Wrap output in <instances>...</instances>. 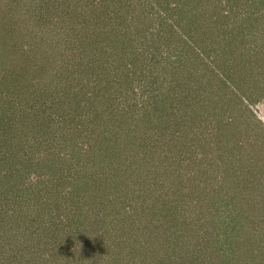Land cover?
I'll return each instance as SVG.
<instances>
[{
	"label": "rangeland",
	"instance_id": "rangeland-1",
	"mask_svg": "<svg viewBox=\"0 0 264 264\" xmlns=\"http://www.w3.org/2000/svg\"><path fill=\"white\" fill-rule=\"evenodd\" d=\"M210 1L0 0V172L12 173L16 186L8 189L0 177V190L11 191L10 197L0 191V264H186L189 257L197 264H264V174L247 172L254 157L264 160L263 134L242 141L235 152L244 158V168L230 167L228 153L217 160L223 153L206 154L207 145L199 149L191 142L197 151L190 145L186 154L198 152L207 160L194 166L198 187L191 193L175 185L182 201L169 193L170 182L160 187L169 164L157 167L136 145L115 144L120 140L115 114L166 90L179 114L183 104L199 98L229 109L214 100L236 95L264 129V16L225 21L221 16L235 3L214 0L210 8ZM136 32L147 35L145 44L134 45L135 57L146 58L143 73L134 68V54H120L125 44L127 52L133 50L127 37ZM195 56L200 62L193 69ZM221 65L235 82L220 81L226 79ZM116 70L127 83L122 91L102 75L111 78ZM141 74L144 84L131 83ZM202 104L195 111L197 123L203 111L210 113ZM231 111L227 115L248 112ZM20 160L30 174L24 185L32 183L36 191L52 179L47 206L24 203L29 196L18 188ZM40 180L44 183L37 186ZM157 187L162 193L157 199L165 204L162 218L145 209L144 218L136 212L132 221L138 195ZM200 188L204 192L197 195ZM31 218L35 236H26L27 230L24 237L21 224Z\"/></svg>",
	"mask_w": 264,
	"mask_h": 264
},
{
	"label": "trees",
	"instance_id": "trees-1",
	"mask_svg": "<svg viewBox=\"0 0 264 264\" xmlns=\"http://www.w3.org/2000/svg\"><path fill=\"white\" fill-rule=\"evenodd\" d=\"M227 2L228 4L235 3L233 5V7L235 8H233L231 12L229 11L227 15L223 14V16H221V18L223 20L225 19V21L230 20V19L234 20V18L238 17L239 15L241 16L245 15L242 18L243 21L246 20L244 18H247V20L249 21L259 20L260 18L264 16V0H227ZM248 2H250L251 5ZM213 4L216 5L217 3L214 0L210 1V8L211 6L213 7ZM257 5L259 6L258 8H257ZM245 6L247 7V9L244 8ZM242 8H244V10L248 12L244 14L240 12ZM250 9H252V11H250ZM210 11L211 10H209V12ZM199 18L205 19V16L203 15V13H199ZM99 20H101V24L104 23V21L102 20V16L99 17ZM252 27L256 28L255 25H253ZM230 30L232 31V33L236 35V37L239 36L238 34H236L237 33L236 27L233 26V28ZM244 31H245V28H244ZM240 33H242V31L239 32V34ZM118 38L119 36L117 35V33L115 35V38L114 37L112 38L114 42L116 41L117 47L119 43ZM145 38H147V35L145 33L143 34L142 33L140 34V32L131 33V35L127 37V42L130 45L129 47L130 50L131 48H133V50L127 52V50L125 49L127 48V45L125 44V46L123 47L124 53H121L120 51V54H123L125 57H126V54L128 56H130V54H134V59H133L135 61L134 68H136V70H138L139 68L141 70V73H143L142 72L143 66H146L147 62H145L146 61L145 56H142V59L140 57L139 58L135 57L138 49L134 45L136 43L137 46L138 45L142 46L143 44H145V41H146ZM116 54H119V52L117 51ZM124 56H122L123 60H125ZM179 56L181 58H185L186 60L188 59V56L186 57L182 55H179ZM193 60H195L196 63L194 64L192 68L196 69L198 67L197 65L198 62H200V59L195 56ZM219 67L223 69L224 78H226V79H220L221 82L223 83L227 81L228 83L235 82V80L232 78L233 77L232 73H230L228 70H224L222 65ZM129 68L130 69L126 68V70L128 71L130 70L133 73L134 68L132 67H129ZM205 71H206L205 69L202 71L203 77L208 76V74L206 75ZM120 72L121 71L116 70L111 75V78L108 77L109 76L108 73L102 72V75H104L108 79V84L110 87H111V84H116V83L120 87V86H123V83L127 84L126 80L122 81L123 78L120 79V75L121 77H123V74L122 73L120 74ZM260 72L263 73L264 68ZM163 73L167 75L168 71L166 73V70H165V72ZM175 75L177 78L178 76L176 73ZM127 76H128V72H127ZM143 76L144 75L142 74H141V77H139V75L133 76L131 79V83L136 82L137 85L144 84L145 82H144ZM112 78L114 79L111 80ZM210 78L214 79L211 76ZM122 88L124 87H120L121 91L125 89V88L124 89ZM210 89L208 90L211 93H213L214 90H210ZM208 90L206 89L205 92L209 94ZM169 91L170 90H166V93H163V95L156 93L155 97L151 99L150 101L148 102L143 101V103L136 105V106H132L128 104V108L126 110L115 114V116H117L116 117L117 119L116 118L114 119L115 129H117V131L115 132L116 133L115 136L117 138L119 137L120 139L119 141H116L115 144L119 146L126 145L128 146V148H130L131 145H136L139 148V150L141 149L145 152V158H147V161L151 160V162L156 164L157 167H159L160 163H164L166 165L169 164L170 168L168 170L165 169L166 171L164 170L165 176L163 175V177H165V179L161 180L160 187H162V189H165L167 187V184H169L170 182V185H174V189H172V191L169 193H171L172 195L175 194L174 196H177L176 199H179L180 201H182L181 200L182 196H179L180 193H178V191H175V185L177 186L176 190L180 189L183 191V188H187L188 190H190V193H191V190L195 188L194 186H197L196 183L192 180V177L194 176L193 174L196 173L194 166L195 164H199V163H202L204 160H207L206 155L201 156L200 154H198V152L192 153V156H188L186 154L187 151L190 150L192 152V149H189L190 145L194 147L193 144H197V147L199 145V149H203V148L205 149L207 145V148H210V152L209 153L206 152V154H210V155L212 154V152L214 153V152L220 151V154L223 153V155H220V157H218L217 160L220 158L224 159V154L228 153L230 167H232V165L235 164L236 167H238V165H241V167L244 168V165L241 164V160H243L244 158L240 157L239 155L236 156L235 152L236 151L239 152L241 145H242V141L245 142L248 140H256L258 135H262V134L264 135V129L260 128L259 122L254 121L255 119L249 112L250 110H247L243 106V101L236 95L232 97V99L230 98L229 100H226V98L225 99L220 98L218 100H214L215 102L225 105L229 109L224 110L223 108H220L219 106L216 108L215 103L210 104V103L205 102L206 105L205 103L202 104L203 100L199 98L197 99V103L196 104L194 103V105H192L191 103H188V105L183 104L181 106L183 108L181 107L179 108V111H181L182 114H179L178 110H176V107H174L172 104L169 105V102L171 101V98H170L171 91L170 92ZM105 94H108V93H105ZM224 95L226 94H222V97ZM52 104L56 105V102L55 103L53 102ZM199 104H202L203 106L205 105V110L209 109L210 113L208 111H203L200 117V121L199 123H197L198 118L196 117L195 111L197 109V105L199 106ZM203 106L201 107L203 108ZM241 109H244L245 111H248V112L243 113L242 116L235 115V113L232 115H227L228 113L227 111L229 112H232L231 110L240 111ZM187 114H190L192 118L185 121L186 119H184L183 116L186 117ZM247 114L249 115V117ZM168 117L173 118L175 120V125L173 124L174 122L172 123L175 127L174 130L170 129L173 126V125L170 126L173 120H170L169 122L167 120ZM209 117H210V121H208ZM118 119L120 120L118 121ZM167 124H169L168 128L166 127ZM117 126L118 128H116ZM256 127H259L260 130L262 129L263 132L262 131H261L262 133L260 131L258 132L257 131L258 129H256ZM253 130H255L256 132L254 135H251L250 133ZM188 135H190V137ZM191 142L193 144H191ZM197 147L196 148L194 147L193 149L197 151ZM104 150L106 152L105 154H109V155L111 154L108 152V149L103 148V151ZM198 156L200 158L199 161H198ZM228 157H225V159H228ZM253 159L254 161H251L253 162V168L247 169V172L252 174L254 172V169H258L257 174L259 177H261V175L264 174V170H263L264 160L261 158L259 159V157H254ZM23 160L25 159L23 158ZM23 160L18 161L20 165H19V170L17 173L20 179V186L19 187L17 186V187L19 188V191H21L22 194L29 196V198H24V200L26 201L24 203L27 204L28 207L32 206V204H34V206L35 205L47 206L49 204L48 198L50 195V192H48V190L52 183V179L49 181V183L46 182L47 184H45L43 188L37 189L36 191L34 189L35 187L34 184L31 183L30 185H24V182L30 178V174L24 173L23 169H26L25 167L26 163ZM214 160L216 159H213V161ZM35 164H39V162H36ZM248 164H250V161H248ZM32 166L33 165H30L28 168L30 169V167ZM162 168H166V166L164 165V167ZM184 172H186V174L191 177L182 179L183 175H186V174H183ZM226 173L228 172L226 171ZM7 174H8L7 172L6 174H4L3 171H1L0 177L6 178L5 180L7 181L8 189L11 190V188H14V187L16 188V186H12V181H13L12 173H10V175H7ZM51 174L52 176L56 175L55 173H51ZM179 175H181V178ZM53 180L57 182L55 187H58L59 178L53 179ZM207 180L208 179H205L204 181H207ZM145 181L148 182V180H145ZM43 183L44 182L40 180V182L37 183V186H40ZM189 183L190 185H193L191 186L192 188L188 187ZM4 187H6L5 184H4ZM160 187H157L155 191H150V189L146 188V190L144 191L145 193L143 195H138L139 204L133 205L132 210H131V211H134L131 213V216H130L132 218V221L135 220L133 216H135L134 214H136V212L138 213L137 215L144 218L145 209H148L149 214L153 215L155 218L159 220L162 218L161 212L164 211L163 209L165 207V204H164V201L161 202L159 199H157V197L160 194H162L160 191ZM10 190H5V191L0 190V191H3L1 194L5 195V197H10L11 196ZM202 191H203V188H200L197 192V195L201 193ZM187 195L191 196L190 194H187ZM151 198H154V199L151 202V204H149L148 202L150 201L149 199ZM176 199H172V200H176ZM198 202L199 204H201L200 198L198 199ZM168 204H170V202ZM147 205L149 206L148 208H147ZM171 208L175 209V207H171ZM171 208L167 207L165 208V210L169 211L170 209V211L173 212L174 210ZM138 221L140 220L138 219ZM33 223H34V220L33 218H31L30 220H24V224H21V230H23L24 237L28 236L32 238L33 236H35V232L33 230L31 231L33 227ZM27 230L28 231L30 230L28 235H26L25 233V231L27 232ZM191 259H193V257ZM185 263L186 264H197V259L193 261V260H190V257H189L188 260L185 259Z\"/></svg>",
	"mask_w": 264,
	"mask_h": 264
}]
</instances>
